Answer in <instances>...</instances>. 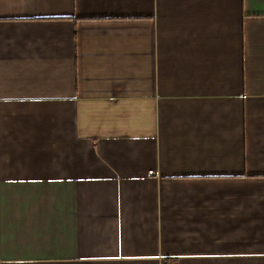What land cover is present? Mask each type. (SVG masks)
<instances>
[{
    "label": "crops",
    "instance_id": "obj_1",
    "mask_svg": "<svg viewBox=\"0 0 264 264\" xmlns=\"http://www.w3.org/2000/svg\"><path fill=\"white\" fill-rule=\"evenodd\" d=\"M0 264H264V0H0Z\"/></svg>",
    "mask_w": 264,
    "mask_h": 264
}]
</instances>
